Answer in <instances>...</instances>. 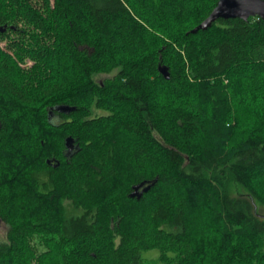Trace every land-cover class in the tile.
Listing matches in <instances>:
<instances>
[{
	"label": "trees",
	"instance_id": "obj_1",
	"mask_svg": "<svg viewBox=\"0 0 264 264\" xmlns=\"http://www.w3.org/2000/svg\"><path fill=\"white\" fill-rule=\"evenodd\" d=\"M218 1L0 0V264H264V18Z\"/></svg>",
	"mask_w": 264,
	"mask_h": 264
},
{
	"label": "water",
	"instance_id": "obj_2",
	"mask_svg": "<svg viewBox=\"0 0 264 264\" xmlns=\"http://www.w3.org/2000/svg\"><path fill=\"white\" fill-rule=\"evenodd\" d=\"M252 16H259L264 18V0H219L215 8L212 10L210 15L200 23L192 32H197L200 29H208L220 18H242L248 20ZM0 30H6V28H0ZM161 72L167 77L170 78V72L166 66L161 67ZM75 107L64 105L61 107V110L69 111L73 110ZM2 126V120L0 118V128ZM66 146L68 151H73L76 149L77 144L75 138L72 136L67 137ZM60 162H57L59 165ZM147 184V181H143L133 186V192L131 193L132 197H140L144 192H147L151 184ZM3 218L0 216V226L3 223Z\"/></svg>",
	"mask_w": 264,
	"mask_h": 264
},
{
	"label": "rangeland",
	"instance_id": "obj_3",
	"mask_svg": "<svg viewBox=\"0 0 264 264\" xmlns=\"http://www.w3.org/2000/svg\"><path fill=\"white\" fill-rule=\"evenodd\" d=\"M4 28H6L7 29V26H5ZM0 46L2 47V48H6V46H7V40H1L0 39ZM33 64V62L31 61V60H27V62L26 63H23V65L24 66H31ZM109 75L108 74H101V75H97L96 76V79L97 80H102L103 78H105V77H108ZM244 192V191H243ZM66 203H68V202H66ZM68 207H69V212H73L74 211V208H73V206L72 205H70V204H68ZM9 224L8 223H6V222H3L2 223V225L0 226V241H2V240H5L6 239V236H7V232H8V228H9V226H8ZM152 253V256L153 257H155V256H157L158 255V253L157 252H148V253H146L147 255H150Z\"/></svg>",
	"mask_w": 264,
	"mask_h": 264
},
{
	"label": "bare ground",
	"instance_id": "obj_4",
	"mask_svg": "<svg viewBox=\"0 0 264 264\" xmlns=\"http://www.w3.org/2000/svg\"><path fill=\"white\" fill-rule=\"evenodd\" d=\"M76 110V109H75ZM71 113V112H70Z\"/></svg>",
	"mask_w": 264,
	"mask_h": 264
}]
</instances>
